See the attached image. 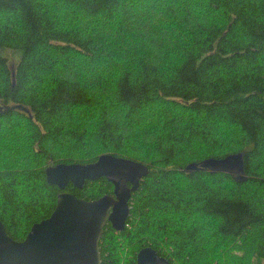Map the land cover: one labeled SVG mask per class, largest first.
I'll use <instances>...</instances> for the list:
<instances>
[{"label":"trees","instance_id":"16d2710c","mask_svg":"<svg viewBox=\"0 0 264 264\" xmlns=\"http://www.w3.org/2000/svg\"><path fill=\"white\" fill-rule=\"evenodd\" d=\"M101 154L148 172L123 230L104 225L100 264H137L147 246L170 264L264 263V0H0L8 234L54 209L46 167ZM236 154L241 175L208 165Z\"/></svg>","mask_w":264,"mask_h":264},{"label":"water","instance_id":"95a60500","mask_svg":"<svg viewBox=\"0 0 264 264\" xmlns=\"http://www.w3.org/2000/svg\"><path fill=\"white\" fill-rule=\"evenodd\" d=\"M209 167L241 175V155L209 160ZM148 172L146 165L124 157L101 154L89 163H59L45 169L47 183L60 192L50 215L34 222L22 240L13 239L0 221V264H100L99 240L109 223L123 230L132 192ZM104 176L111 194L84 199L65 190L71 183L81 188L86 180ZM137 264H170L147 246L136 253Z\"/></svg>","mask_w":264,"mask_h":264},{"label":"rangeland","instance_id":"374dc122","mask_svg":"<svg viewBox=\"0 0 264 264\" xmlns=\"http://www.w3.org/2000/svg\"><path fill=\"white\" fill-rule=\"evenodd\" d=\"M12 55H16V53L12 54ZM191 167H196L195 165L194 166H191ZM199 167V166H198ZM253 264H264L262 260L258 259L257 257H255V260L253 262Z\"/></svg>","mask_w":264,"mask_h":264},{"label":"bare ground","instance_id":"6f19581e","mask_svg":"<svg viewBox=\"0 0 264 264\" xmlns=\"http://www.w3.org/2000/svg\"><path fill=\"white\" fill-rule=\"evenodd\" d=\"M212 170H214V171H223V170H216V169H212ZM224 172V171H223ZM231 174H233V173H231ZM133 193V192H132Z\"/></svg>","mask_w":264,"mask_h":264}]
</instances>
